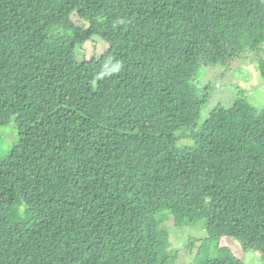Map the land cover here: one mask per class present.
Instances as JSON below:
<instances>
[{"label":"trees","instance_id":"trees-1","mask_svg":"<svg viewBox=\"0 0 264 264\" xmlns=\"http://www.w3.org/2000/svg\"><path fill=\"white\" fill-rule=\"evenodd\" d=\"M247 52L264 78V0H0V126L18 135L0 264H246L224 237L264 252V104L203 119L198 83ZM175 226L205 233L180 245Z\"/></svg>","mask_w":264,"mask_h":264},{"label":"rangeland","instance_id":"rangeland-1","mask_svg":"<svg viewBox=\"0 0 264 264\" xmlns=\"http://www.w3.org/2000/svg\"><path fill=\"white\" fill-rule=\"evenodd\" d=\"M74 19L77 20L75 17ZM106 48L107 44L97 38V40L88 41L84 44L79 56L81 59H89L95 52L99 53ZM247 54L251 55V58L245 60L243 65L238 58L231 61L228 59L226 64L213 65L208 63L207 66H202L204 72L198 83L203 87L210 86L211 90V98L202 111L203 119L216 106H231L239 95L246 96L256 106L264 104V78H262L259 70V60L253 56L254 53L247 52ZM222 73H224L223 78L220 77ZM230 91L233 92L232 95ZM17 137L14 124L0 126V157H4L8 153L11 146L17 141ZM174 225L173 218L169 219L166 224L167 227ZM200 229L186 228L184 232L180 231L178 227H174L175 235L180 239V245L188 243L186 232L195 235ZM201 231L205 233L202 229ZM194 240L197 244V239L194 238ZM221 243L228 245L238 257L244 259L246 264H264V252L254 249L244 251L238 238L224 237Z\"/></svg>","mask_w":264,"mask_h":264}]
</instances>
